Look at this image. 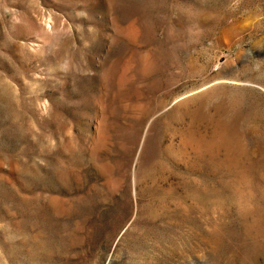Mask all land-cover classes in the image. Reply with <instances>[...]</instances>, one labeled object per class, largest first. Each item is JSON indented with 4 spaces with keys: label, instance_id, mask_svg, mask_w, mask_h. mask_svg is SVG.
<instances>
[{
    "label": "rangeland",
    "instance_id": "374dc122",
    "mask_svg": "<svg viewBox=\"0 0 264 264\" xmlns=\"http://www.w3.org/2000/svg\"><path fill=\"white\" fill-rule=\"evenodd\" d=\"M0 264H264V0H0Z\"/></svg>",
    "mask_w": 264,
    "mask_h": 264
}]
</instances>
